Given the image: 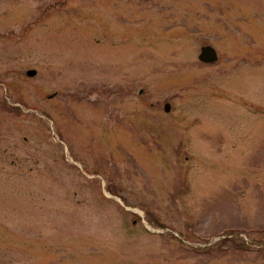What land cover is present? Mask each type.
Returning <instances> with one entry per match:
<instances>
[{"label": "rangeland", "instance_id": "374dc122", "mask_svg": "<svg viewBox=\"0 0 264 264\" xmlns=\"http://www.w3.org/2000/svg\"><path fill=\"white\" fill-rule=\"evenodd\" d=\"M0 264H264V0H0Z\"/></svg>", "mask_w": 264, "mask_h": 264}, {"label": "water", "instance_id": "95a60500", "mask_svg": "<svg viewBox=\"0 0 264 264\" xmlns=\"http://www.w3.org/2000/svg\"><path fill=\"white\" fill-rule=\"evenodd\" d=\"M199 60L203 62L204 64H212L218 61V54L214 48L211 46L203 47L201 50V53L199 55ZM37 75L36 70H30L28 71V76L35 77ZM171 105L167 104L165 106L166 111H170Z\"/></svg>", "mask_w": 264, "mask_h": 264}]
</instances>
